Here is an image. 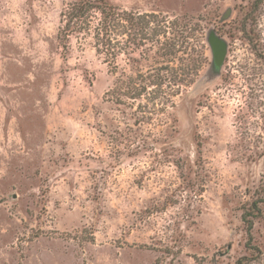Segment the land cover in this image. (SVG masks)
I'll use <instances>...</instances> for the list:
<instances>
[{
	"label": "rangeland",
	"instance_id": "374dc122",
	"mask_svg": "<svg viewBox=\"0 0 264 264\" xmlns=\"http://www.w3.org/2000/svg\"><path fill=\"white\" fill-rule=\"evenodd\" d=\"M74 1L0 0V264H264V0Z\"/></svg>",
	"mask_w": 264,
	"mask_h": 264
},
{
	"label": "trees",
	"instance_id": "16d2710c",
	"mask_svg": "<svg viewBox=\"0 0 264 264\" xmlns=\"http://www.w3.org/2000/svg\"><path fill=\"white\" fill-rule=\"evenodd\" d=\"M94 14L98 15V21L95 27L96 38L99 39V35L109 36L112 33L113 28L115 27L113 22H115L119 18L117 11H115V9L113 10L112 7L108 6L104 0H76L71 4H69L65 12L62 14V17H64L65 20V24L64 27L59 29V32L57 34L58 39L60 41H63L62 35L63 37H66L67 33L74 30L73 28H76L77 25L81 24V26H83V27H79V29L88 28L91 19L94 17ZM123 16H124L123 19L127 21V25L125 26V29L126 27L133 26L131 15L129 13L128 14L125 13ZM143 27L144 25L140 27V29H142ZM220 40L222 39L220 38ZM222 42L225 44L223 40ZM215 68L216 67L212 63L211 67L207 72L210 78L214 77L217 74L218 70H215ZM132 83L133 82H130L127 85ZM128 91L130 92L131 96H133L132 98L140 95L139 92L133 93L131 89H129ZM259 203L260 201H258V199L253 200L251 203H249L248 206H244L242 208L243 211L241 218H242V222L246 226V233L248 235L246 248L250 250L256 249V247L251 245V230L253 228L252 218L258 217L261 213V208L259 207ZM249 260H251V257L250 258L245 257L243 259L237 260L236 264H246L245 261H249Z\"/></svg>",
	"mask_w": 264,
	"mask_h": 264
},
{
	"label": "water",
	"instance_id": "95a60500",
	"mask_svg": "<svg viewBox=\"0 0 264 264\" xmlns=\"http://www.w3.org/2000/svg\"><path fill=\"white\" fill-rule=\"evenodd\" d=\"M212 34H208V38H207V41L209 43V45L211 46L212 48V51L214 52V66L216 67L218 65V60L222 57L223 59V56H224V53H225V48H226V45L222 42V40H217L218 43L217 44H213L212 40ZM222 62V61H221ZM221 65V64H220Z\"/></svg>",
	"mask_w": 264,
	"mask_h": 264
},
{
	"label": "flooded vegetation",
	"instance_id": "af4514ba",
	"mask_svg": "<svg viewBox=\"0 0 264 264\" xmlns=\"http://www.w3.org/2000/svg\"><path fill=\"white\" fill-rule=\"evenodd\" d=\"M209 34H212V38H211V40H212V42H213V44H217L218 43V41L217 40H219L220 38H219V36L217 35V33L214 31V30H211L210 32H209ZM217 42V43H216ZM219 44V43H218ZM210 49H211V54H212V62H211V64L213 63L214 64V52L212 51V48H211V46H210Z\"/></svg>",
	"mask_w": 264,
	"mask_h": 264
}]
</instances>
